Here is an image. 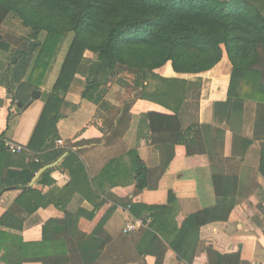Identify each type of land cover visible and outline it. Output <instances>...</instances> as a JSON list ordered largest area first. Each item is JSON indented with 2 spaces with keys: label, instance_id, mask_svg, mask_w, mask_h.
I'll return each instance as SVG.
<instances>
[{
  "label": "crops",
  "instance_id": "crops-1",
  "mask_svg": "<svg viewBox=\"0 0 264 264\" xmlns=\"http://www.w3.org/2000/svg\"><path fill=\"white\" fill-rule=\"evenodd\" d=\"M258 6L264 14V0ZM0 35L13 46L15 42L10 38L26 41L23 35L4 26L0 27ZM230 72L225 54L205 73L175 74L170 63L154 71L162 78L201 85L198 127L205 150L188 155L185 146L176 145L172 160L158 178L162 156L154 146L135 147L136 121L140 114L172 112L136 95L134 77L124 73L100 81L107 104V108H101L91 102V95L81 99L86 77L75 76L62 107L63 118L56 124L63 146L51 142L39 154L32 153L29 145L44 109L43 93L50 90V82L46 78L37 91L39 99L31 98L21 108L0 86V137L22 148L18 154L9 152L5 162L13 172L30 171L39 165L28 186L41 190L42 203L48 201L30 215L16 202L20 190L10 188L2 193L0 220L4 215L13 220L0 223V264H218L222 263L218 256L236 254L239 264H264V129L255 131L254 105L246 103L240 134L246 139L253 135L258 139L251 142L242 157L228 158L224 155L225 131L213 120L214 104L227 98ZM241 90L240 85L238 91ZM122 114L130 117L128 129L121 138L106 143ZM57 152L59 156L50 160ZM70 153L83 164L88 187H82L77 180L73 186L69 171L72 165L67 160ZM32 155L39 159L30 164ZM135 156L150 170L149 188L142 191H134L133 187ZM61 157V163L47 171L52 186L38 184L43 174L31 185L42 167ZM214 177H234L237 181L227 220L200 227L187 222L193 214L218 205ZM170 192L174 196L171 203ZM100 202L107 203L114 212L103 226V233L97 234L96 226L107 210L98 214L96 205ZM122 212H132L131 223L141 221L143 226L126 233L125 226L130 223ZM49 221L58 226L43 227ZM56 237L60 240L55 243ZM107 238L109 241L97 254V243ZM83 242L88 243L84 249L87 251L80 253L78 243ZM20 243L25 246L23 251ZM82 256L95 258L84 263Z\"/></svg>",
  "mask_w": 264,
  "mask_h": 264
},
{
  "label": "trees",
  "instance_id": "trees-1",
  "mask_svg": "<svg viewBox=\"0 0 264 264\" xmlns=\"http://www.w3.org/2000/svg\"><path fill=\"white\" fill-rule=\"evenodd\" d=\"M259 1L0 0V27L12 29L26 38L13 46L0 35V86L12 94L14 105L25 106L31 93L40 90L62 57L50 90L43 93L44 109L30 142V151L39 154L46 144L50 147L51 142L58 140L56 124L63 118L61 111L65 98L75 76L82 73L83 56L89 52L95 68L86 76V89L81 99L91 95L92 103L107 108L99 78H115L125 73L134 77L132 86L142 100L172 112V115L148 112L140 114L136 121L135 147L154 146L162 156L158 178L172 160L176 145L185 146L188 155L205 153V150L198 127L201 85L162 78L154 71L170 63L175 74L205 73L225 54L231 66L228 93L223 103L214 104L213 120L225 131V157H242L251 142L258 139L255 135L246 139L240 134L246 103L254 105L255 131L264 129V14L258 6ZM63 47L65 52L60 56ZM240 85L242 90L238 91ZM129 120L127 114L120 115L106 137V143L121 138L128 129ZM5 143L2 135L0 191L6 188L20 190L16 202L32 215L39 206L48 204V201H40L41 190L28 186L39 165L30 171H10L5 162L9 153ZM38 159L37 155H32L30 164ZM67 160L72 165L68 168L73 175V186L77 180L82 187H88L85 168L77 156L70 153ZM133 167L134 191L149 188L150 170L137 157ZM38 184L52 186L54 183L45 172ZM223 185L224 190H221ZM236 185L234 177H214L215 196L220 200L218 205L211 210L199 211L186 221L197 223L199 227L226 221L234 205ZM168 201H174L172 192ZM104 208L107 210L96 226L97 234L103 233V226L114 212V208L105 202L96 205L98 214ZM122 213L126 222L131 223L132 212L129 215ZM5 220L13 218L4 215L0 223ZM54 225L58 226V223L49 221L43 227ZM59 238L56 237L54 242ZM108 241L109 238L97 243V254ZM87 247L88 243H78L80 253L87 251L84 250ZM19 249L23 251L25 246L21 244ZM81 258L85 263L95 257ZM218 259L222 260L218 264H239L238 254L218 256Z\"/></svg>",
  "mask_w": 264,
  "mask_h": 264
},
{
  "label": "rangeland",
  "instance_id": "rangeland-1",
  "mask_svg": "<svg viewBox=\"0 0 264 264\" xmlns=\"http://www.w3.org/2000/svg\"><path fill=\"white\" fill-rule=\"evenodd\" d=\"M10 30H12V29H10ZM12 32H13V30H12ZM10 40L12 42H15V43L17 42L16 38H10ZM65 46H66V44H65ZM64 47L62 49V52H61L60 56H62L64 54V52H65V48ZM60 58L62 59V57H60ZM61 59L53 66L51 73H49V75L47 76V81L50 82L51 85L53 84V82H54V80H55V78L57 76ZM82 62H83L82 71H81L82 73L78 74V75L81 76V77H86L87 74L89 72H91L95 68V63L93 61L92 54L89 53V52L85 53L84 56H83V61ZM99 79H100V81L105 80L104 78H99Z\"/></svg>",
  "mask_w": 264,
  "mask_h": 264
},
{
  "label": "built area",
  "instance_id": "built-area-1",
  "mask_svg": "<svg viewBox=\"0 0 264 264\" xmlns=\"http://www.w3.org/2000/svg\"><path fill=\"white\" fill-rule=\"evenodd\" d=\"M55 144L57 146H63V142L61 140H57L55 142ZM5 146H6L7 151L12 153V154H18V153L22 152V148L20 146L16 145L15 143L6 141ZM141 226H143V223L141 221H135V222H132L130 224H127L125 226L124 231L126 233H131Z\"/></svg>",
  "mask_w": 264,
  "mask_h": 264
},
{
  "label": "water",
  "instance_id": "water-1",
  "mask_svg": "<svg viewBox=\"0 0 264 264\" xmlns=\"http://www.w3.org/2000/svg\"><path fill=\"white\" fill-rule=\"evenodd\" d=\"M39 96H40V93L39 92H37V91H33L32 93H31V98H32V101H34V100H38L39 99ZM22 107V105L21 104H18V108H21ZM63 159H62V157L61 158H59L58 160H56L55 162H53L52 164H49V165H46V166H44V167H42L40 170H39V172L35 175V177H34V179H33V181L31 182V185L32 184H34V182L43 174V173H45V172H47V171H49V170H52V169H54L55 167H57L60 163H61V161H62ZM8 190H11L10 188H6V189H4L1 193H0V196L2 195V193H4V192H6V191H8Z\"/></svg>",
  "mask_w": 264,
  "mask_h": 264
}]
</instances>
